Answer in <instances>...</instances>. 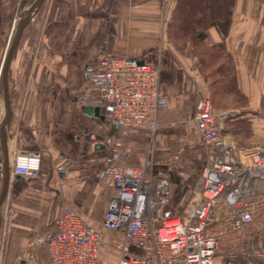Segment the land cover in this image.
I'll use <instances>...</instances> for the list:
<instances>
[{
  "label": "crops",
  "instance_id": "obj_1",
  "mask_svg": "<svg viewBox=\"0 0 264 264\" xmlns=\"http://www.w3.org/2000/svg\"><path fill=\"white\" fill-rule=\"evenodd\" d=\"M176 1L44 0L26 25L8 70L10 114L5 144L9 191L5 200L10 212L4 232V264H16L15 256L24 250L44 261L40 240L65 212L99 233L97 264H105L103 254L110 257V264H118L119 254L111 244L123 234L103 226L115 193L97 174L111 156V148L101 143L119 135L122 148L116 165L140 167L149 158L153 175L168 182V202L156 209L160 219L178 217L191 204L206 161L193 115L208 89L190 72L191 57L177 51L168 35ZM20 2L0 0V120L4 112L1 68L24 13H17ZM229 4L226 35L209 27L205 39L207 45L223 41L234 65L230 89L241 95L238 106L219 111L233 113L223 120V135L237 148H264V0H230ZM122 56L159 71V94L167 106L159 112L154 132L120 129L88 77L102 58ZM86 107H97L102 118L87 115ZM36 152L40 154V177L21 193H12L13 158ZM3 173L0 145V188ZM254 187L261 190L264 182L255 181ZM29 242L35 246L27 249ZM245 247L254 255L264 253V228L249 237ZM224 256L235 264H264L256 257L246 260L239 252Z\"/></svg>",
  "mask_w": 264,
  "mask_h": 264
},
{
  "label": "built area",
  "instance_id": "obj_2",
  "mask_svg": "<svg viewBox=\"0 0 264 264\" xmlns=\"http://www.w3.org/2000/svg\"><path fill=\"white\" fill-rule=\"evenodd\" d=\"M192 75L193 71L190 70ZM88 77L120 129L157 130L158 114L167 101L159 94V71L127 56L102 58ZM230 111L215 113L210 100L201 97L193 115L195 129L206 151L191 204L178 217L160 219L156 209L169 199L168 182L152 173L147 158L140 167L118 166L122 137L106 140L110 163L97 174L114 195L110 198L103 226L121 231L111 246L118 264H235L226 253H242L246 260H264L245 242L264 228V148H237L224 138L223 120ZM40 154L14 157L11 174L37 180ZM40 243L45 260L28 250L15 256L16 264H97L100 235L71 212L58 218ZM29 242L26 248H32Z\"/></svg>",
  "mask_w": 264,
  "mask_h": 264
},
{
  "label": "trees",
  "instance_id": "obj_3",
  "mask_svg": "<svg viewBox=\"0 0 264 264\" xmlns=\"http://www.w3.org/2000/svg\"><path fill=\"white\" fill-rule=\"evenodd\" d=\"M217 1L222 2V0H177L174 14L168 24V35L177 51L186 57H191L198 72L204 80H207L211 96L230 97L232 100L235 97L240 102L241 95L236 90L230 89L235 78L234 65L223 41L216 45L205 43L206 29L209 27H216L223 37L227 33L230 0H224L220 15H217L216 9L214 10ZM206 4L208 5L206 11H195L197 6L203 7ZM234 107L224 105L215 112Z\"/></svg>",
  "mask_w": 264,
  "mask_h": 264
},
{
  "label": "water",
  "instance_id": "obj_4",
  "mask_svg": "<svg viewBox=\"0 0 264 264\" xmlns=\"http://www.w3.org/2000/svg\"><path fill=\"white\" fill-rule=\"evenodd\" d=\"M44 0H33L28 9L20 16L16 28L14 30V34L8 50L4 56L2 68H1V89H2V100L4 106L3 116L0 120V145L3 154V179L0 188V215L1 209L3 206V202L6 198V195L9 191V181H8V169H7V153H6V125L8 121V117L10 114V102L8 95V70L9 65L11 63L12 58L14 57L16 50L18 48L22 33L26 27V25L30 22L32 17L37 13L40 6L42 5ZM99 109L93 107H86L85 113L87 115H93L94 117L98 116ZM100 118V117H99ZM102 118V117H101ZM100 118V119H101ZM34 181L31 179H26L20 176H15L13 182L10 186V190L12 193L19 194L23 190L27 188L28 185L32 184Z\"/></svg>",
  "mask_w": 264,
  "mask_h": 264
},
{
  "label": "rangeland",
  "instance_id": "obj_5",
  "mask_svg": "<svg viewBox=\"0 0 264 264\" xmlns=\"http://www.w3.org/2000/svg\"><path fill=\"white\" fill-rule=\"evenodd\" d=\"M32 1L33 0H23V1L21 0L20 4L18 6L17 13L21 14V13L25 12L28 9V7L30 6ZM223 3H224V0H222L221 3H219L217 1L214 4V10L216 9L217 15H220L222 13ZM207 6H208L207 4L203 7L197 6L195 11L199 10L200 12H204V11H206ZM193 11H194V9H193ZM189 12H191V10ZM20 50H22V45L20 46ZM191 65L192 66H191L190 70L193 71L194 77H199L200 79H202L204 81V83L206 84V87H207V80L203 79L202 75L200 74V72H198V70H197V68L193 62ZM207 89H208V87H207ZM205 97H207L209 100H211L210 103H211V106H212V109L214 112L216 110H219L220 107H223L224 105H231L232 107H234V106H236V104L237 105L240 104V102L235 97L232 100L230 97L226 98V97L222 96L223 97L222 98L220 96L217 98L216 96H211L210 89L207 90V95ZM215 113H219V112H215ZM9 212H10V205L7 203V200H5L4 205L2 207V210H1V217H0V264H4V262L6 260V255H5V251H4V245H5L6 240L4 237L5 236L4 232H5V228H6V219L9 215ZM157 217H158V214H157ZM102 259H103V262L105 264L111 263L110 257L106 256L105 254L102 255Z\"/></svg>",
  "mask_w": 264,
  "mask_h": 264
},
{
  "label": "bare ground",
  "instance_id": "obj_6",
  "mask_svg": "<svg viewBox=\"0 0 264 264\" xmlns=\"http://www.w3.org/2000/svg\"><path fill=\"white\" fill-rule=\"evenodd\" d=\"M210 101H211V100H210ZM101 227H102V226H101ZM109 233H111V232H109ZM108 243H109V242H108ZM104 251H105V250H104ZM104 251H103V252H104ZM104 253H105V252H104Z\"/></svg>",
  "mask_w": 264,
  "mask_h": 264
}]
</instances>
